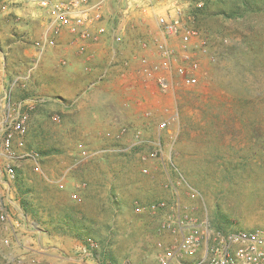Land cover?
Instances as JSON below:
<instances>
[{
  "label": "rangeland",
  "instance_id": "obj_1",
  "mask_svg": "<svg viewBox=\"0 0 264 264\" xmlns=\"http://www.w3.org/2000/svg\"><path fill=\"white\" fill-rule=\"evenodd\" d=\"M125 5L126 0H108L104 5L103 22L95 27L104 25L106 33L96 44L109 51L104 63L87 65L66 33L57 38L55 47L40 50L50 17L38 0L7 9L0 0V125L7 96L14 103L27 101L25 149L40 155L42 172L51 181L70 174L68 190L61 191L33 171L32 161L16 163L17 178L10 186L4 183L3 190L40 229H30L25 217L13 211L19 228L13 231L0 223V264L73 257L44 249L55 238L76 239L83 249L93 241L92 264H101L97 258L104 253L112 256L109 264H159L158 244H169L172 236L162 230V213H138L136 202L177 200L208 218L215 230L264 232V10L235 15L244 8L241 0L209 1L194 26L206 37L216 61L202 57L199 85L166 96L154 84L143 88L130 72L143 63L156 72L161 67L152 43L155 20L139 12L126 17ZM114 31L120 42H114ZM65 37L68 41L62 43ZM63 59L67 66L61 65ZM125 62L128 72H122ZM128 86L140 90L125 95ZM110 102L114 110L120 109L114 112L120 124L117 133L109 132L103 122ZM166 108L176 120L159 133ZM123 109L136 111L139 124L120 123ZM54 116L61 121L55 122ZM124 128L126 135L118 139ZM138 131L150 142L162 135L165 152L172 153L187 186L171 190L169 180L178 181L171 170L155 165L152 174L144 176L136 153L118 152L134 142ZM79 145L96 156L75 168ZM78 184L86 187L75 201L71 190ZM24 240L25 248L20 243Z\"/></svg>",
  "mask_w": 264,
  "mask_h": 264
},
{
  "label": "built area",
  "instance_id": "obj_2",
  "mask_svg": "<svg viewBox=\"0 0 264 264\" xmlns=\"http://www.w3.org/2000/svg\"><path fill=\"white\" fill-rule=\"evenodd\" d=\"M32 0H1L3 8L10 5H19ZM108 0H38V6L49 13L50 21L46 36L40 46L44 51L46 47L53 48L57 38L66 33L69 36L70 46L77 49L79 55L84 56L85 64L90 65L95 55L88 51L91 44L98 43L106 33V27L95 23L103 22V9ZM209 1L214 0H126L124 15L139 12L142 17H151L156 22V31L152 43L160 59L161 72L147 63L136 65L131 72L139 80L143 88L157 86L163 95H170L176 89L191 88L199 85L201 80L202 57H207L211 62L216 61V56L210 52L208 41L202 32L194 26L198 12L204 10ZM125 17V18H126ZM121 36L117 31L113 33L114 42H120ZM147 48L145 44L143 46ZM62 66H67L66 59L61 60ZM129 63H124L122 72H128ZM125 76V74H123ZM4 116L0 125L1 157L4 159L5 184L10 186L17 178V162L32 161L33 171L42 174L40 155L25 149V137L30 119L29 110L25 106L27 101L12 102L11 96L6 98ZM140 103V102H138ZM169 109H164L166 116L158 125V132L169 129L175 122V116L169 114ZM55 122H60V116H54ZM127 133L122 129L117 138L121 139ZM146 148V149H145ZM16 150H22L20 154ZM78 160L74 167L90 162L96 153L79 145ZM110 150H106L107 152ZM122 153H136L142 163L141 173L150 176L155 165H160L171 170L177 183L169 180V188L176 190L186 181L174 163L172 153H166L162 143V135L156 142L144 140L138 131L134 142L127 148L118 150ZM69 171L56 180L44 178L54 184L59 190H68ZM86 184H78L71 190L73 200L80 199L79 192ZM196 192L190 188V194ZM138 213H162V230L171 234L172 241L168 244L160 242L158 248L160 255L159 264H172L180 261L183 264H264V232L260 229L253 231H228L223 232L212 228L208 218L197 215L192 208L182 205L179 201L158 200L148 204L135 203ZM0 223L10 225L17 231L19 224L14 222V217L8 211L6 196L0 192ZM8 243V242H7ZM96 248L93 241L86 242L84 254L91 255Z\"/></svg>",
  "mask_w": 264,
  "mask_h": 264
},
{
  "label": "crops",
  "instance_id": "obj_3",
  "mask_svg": "<svg viewBox=\"0 0 264 264\" xmlns=\"http://www.w3.org/2000/svg\"><path fill=\"white\" fill-rule=\"evenodd\" d=\"M141 15L142 14L140 13V16ZM67 41H68L67 37L62 39V43H65ZM88 51L95 55V59L91 62V65H99V64L102 63V61L104 63V59H105L104 55H107V52L109 50H104V44H91L89 46ZM129 54H130V56H132L131 53H129ZM73 59H74V57H73ZM75 62H77V61L75 60ZM78 62H81V60L79 59ZM82 63L85 64V62H82ZM134 68H135V66H132L131 69H130V72H133L132 70ZM130 86H132V85H130ZM130 86H128L127 89L123 92L125 95H130V93L132 94L133 92H135L137 90L138 91L140 90V89H137L135 87H132L133 89H130ZM140 92H143V91H140ZM135 95H137V94H135ZM151 95H152L151 91L147 92V96H151ZM108 105H109L108 108H107L108 112H107V114H105L103 116L104 117L103 118L104 119L103 122H105V128H107V130L109 132L117 133V130H118V127H119L120 124L117 123L118 120L114 119V115H115L114 112H116V110L118 111L120 109H116L115 108L116 110H114L113 102H110ZM131 111L132 110L123 109V111L120 112V114H119L120 123L132 124L133 126H134V124L135 125L139 124L140 121L138 119V116H136V113H135L136 111H134V112H131ZM121 149H123V148H120V150ZM110 151H112V150H110ZM0 156H1V151H0ZM3 160L4 159H2V161ZM1 162H0V192L3 193L4 196H6L8 211H10L11 214H13V211H17L20 216H24L26 221L29 222L28 224L30 225V229H34V230L39 231L40 228L37 226L36 222L29 220L30 218L28 216L24 215L22 209H20V207H17V205L15 203L13 205V203L9 200V194H10L9 191H6V190L4 191L3 190V188L5 187V184H4L5 183V175H4V172H3V165H1ZM3 163H4V161H3ZM171 193L176 195V193L173 192V191H171ZM41 231L45 235V233H46L45 230L41 229ZM21 233L22 232H19L17 234V236H20V237L23 238ZM20 243H22V247L25 248V245H26L27 242L24 240V241H21ZM48 243H50V246H45V248H44L45 250L52 249V250L55 251V253H59V252L68 253L69 252V253L73 254V257H70L68 260L67 259H62L63 261H52V262H47V261H38V262L27 261L24 264H92L93 263V262H91V258L89 257V255L88 254H84L83 243L77 241L76 239L75 240H70V241H65L62 238H55V240H52V242L49 241ZM34 249L38 250L37 247H35ZM49 253L50 252H48V251L45 252V254H49ZM75 255H77V256H75ZM172 264H183V263L180 262V261H173Z\"/></svg>",
  "mask_w": 264,
  "mask_h": 264
},
{
  "label": "trees",
  "instance_id": "obj_4",
  "mask_svg": "<svg viewBox=\"0 0 264 264\" xmlns=\"http://www.w3.org/2000/svg\"><path fill=\"white\" fill-rule=\"evenodd\" d=\"M241 6L244 8H241V12H236L235 15H239L244 13L243 11H254L259 12L264 10V0H241ZM207 10V7L204 9V11ZM203 11V10H202ZM27 96H24L23 99H26ZM45 180V178H43ZM26 202L24 203V211L28 213V208L26 206ZM86 242V241H85ZM97 257V255H96ZM101 264H109V261L112 262V256H107L106 253L100 255V257L97 258ZM113 263V262H112Z\"/></svg>",
  "mask_w": 264,
  "mask_h": 264
}]
</instances>
